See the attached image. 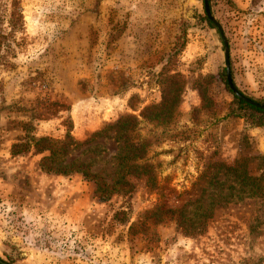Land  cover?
<instances>
[{"label":"rangeland","instance_id":"obj_1","mask_svg":"<svg viewBox=\"0 0 264 264\" xmlns=\"http://www.w3.org/2000/svg\"><path fill=\"white\" fill-rule=\"evenodd\" d=\"M210 10L233 85L264 102V0ZM203 18V0H0L2 262L264 264V127L228 117L223 43ZM166 85L178 105L151 152L181 226L143 185L103 199L81 175L42 171V155L23 146L68 134L79 145L67 161L110 184L121 143L107 126L131 115L148 134L141 113Z\"/></svg>","mask_w":264,"mask_h":264},{"label":"trees","instance_id":"obj_2","mask_svg":"<svg viewBox=\"0 0 264 264\" xmlns=\"http://www.w3.org/2000/svg\"><path fill=\"white\" fill-rule=\"evenodd\" d=\"M209 6L210 9L213 7V0H209ZM203 21L214 28L206 18H203ZM230 74L234 83L232 69ZM219 80L232 97L233 107L228 112V117L244 120L257 128L264 127V111L244 103L229 91L224 70L219 73ZM165 87L161 91L160 102L149 106L141 113V118L151 127L148 134L140 135L138 128L140 122L131 115L121 116L107 126L108 130L113 131L115 139L121 143L120 153L116 158L114 178L110 184H107L101 176L92 174L89 170L90 165L80 160L67 161L68 151L79 145L68 134L62 140L48 137L30 138L23 146L33 147L37 153L42 155L40 160L42 171L60 176L81 175L94 186L98 197L103 199L130 193L139 184L143 185L148 191L155 193L159 207L167 208L165 217L181 226L186 221L182 213L183 206L178 207V203L177 207H172L174 203L179 202V197H175V191L167 186L166 177L162 180L158 178L155 169L157 165H153V160L158 154L151 152L152 148L168 141V121L175 115V108L178 105L179 94L176 92L168 94V85ZM255 102L264 104V102ZM97 136L101 134H95L92 138ZM21 146V144L13 145L12 154L20 153L18 149ZM238 164L236 162L232 167L223 166V168L227 171L231 169L235 171L233 168ZM211 178L214 177L211 176ZM209 187H212L211 182H209Z\"/></svg>","mask_w":264,"mask_h":264},{"label":"water","instance_id":"obj_3","mask_svg":"<svg viewBox=\"0 0 264 264\" xmlns=\"http://www.w3.org/2000/svg\"><path fill=\"white\" fill-rule=\"evenodd\" d=\"M203 8H204V13H205V16H206L207 20L216 27L218 33L220 34V38L222 40V43H223V47H224V63H225V77H226L225 79H226V83H227V86H228L229 90L232 92V94L237 99L243 101L244 103H246V104H248L250 106L256 107V108L264 111V105L257 104L256 102L246 98L245 96L240 94V92L233 85V82H232V79H231V75H230L229 49H228V44L226 42L225 35L223 33L222 27H221L220 23L212 15L211 10L209 8V1L208 0H203ZM0 264H6V263H4V262H2L0 260Z\"/></svg>","mask_w":264,"mask_h":264}]
</instances>
